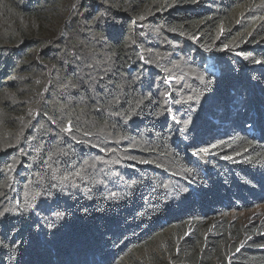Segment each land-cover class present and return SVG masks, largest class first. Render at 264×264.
<instances>
[{
	"label": "trees",
	"instance_id": "16d2710c",
	"mask_svg": "<svg viewBox=\"0 0 264 264\" xmlns=\"http://www.w3.org/2000/svg\"><path fill=\"white\" fill-rule=\"evenodd\" d=\"M263 6L0 0V264H264Z\"/></svg>",
	"mask_w": 264,
	"mask_h": 264
},
{
	"label": "rangeland",
	"instance_id": "374dc122",
	"mask_svg": "<svg viewBox=\"0 0 264 264\" xmlns=\"http://www.w3.org/2000/svg\"><path fill=\"white\" fill-rule=\"evenodd\" d=\"M263 9H264V6H263ZM254 14L255 13H250L248 11L247 12L243 11L242 13H239L234 26L239 27V28H244L247 25H250L251 23L254 22L253 20ZM262 200L264 201V199ZM263 201H261L260 204H257V206H255L254 208L246 209L244 212H240L236 214V211H233V213H231V215L229 216L230 221L236 224L238 223L240 225H246L248 223H253V222H258V221L263 222L264 221V202ZM177 206L180 207L179 203H177ZM254 239L257 241H261V243L256 242L257 244L259 245L264 244V235L255 237ZM262 249H264V246H262Z\"/></svg>",
	"mask_w": 264,
	"mask_h": 264
},
{
	"label": "snow or ice",
	"instance_id": "6c2138e0",
	"mask_svg": "<svg viewBox=\"0 0 264 264\" xmlns=\"http://www.w3.org/2000/svg\"><path fill=\"white\" fill-rule=\"evenodd\" d=\"M205 151H207V149H205Z\"/></svg>",
	"mask_w": 264,
	"mask_h": 264
}]
</instances>
